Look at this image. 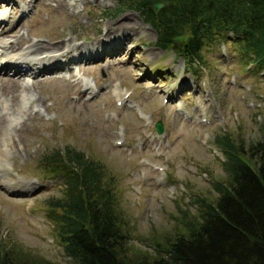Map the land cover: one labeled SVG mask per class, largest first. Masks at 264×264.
Listing matches in <instances>:
<instances>
[{"label": "rangeland", "instance_id": "obj_1", "mask_svg": "<svg viewBox=\"0 0 264 264\" xmlns=\"http://www.w3.org/2000/svg\"><path fill=\"white\" fill-rule=\"evenodd\" d=\"M121 7V0H0V16L12 22L0 26L6 31L0 42L17 47L8 54L42 43L51 48H33L34 55L66 51L64 65L80 57L86 62L84 69L72 64L66 79L24 82L0 74V232L9 244L65 264L45 206L61 195L63 184L43 169L49 152L74 148L101 162L115 176L119 205L136 225L133 244L153 250V239L174 231V217L200 196L195 192L213 198V184L226 180L215 136L228 131L246 145L264 136V75L243 64L238 45L210 48L208 71L194 78L173 50L156 46L157 32L137 11L124 8L114 16ZM24 11L29 14L21 18ZM104 38L107 54L94 62L88 56L94 51L77 45L98 47ZM10 79L22 88L16 92ZM125 91L131 97L120 104ZM177 104L207 121H188ZM160 120L162 135L155 129ZM15 188L23 197H11Z\"/></svg>", "mask_w": 264, "mask_h": 264}, {"label": "trees", "instance_id": "obj_2", "mask_svg": "<svg viewBox=\"0 0 264 264\" xmlns=\"http://www.w3.org/2000/svg\"><path fill=\"white\" fill-rule=\"evenodd\" d=\"M121 2L114 16L124 8L139 12L157 32L156 46L173 50L194 74L206 67L209 49L230 36L243 64L264 73V0ZM157 4H163L158 11ZM184 34L189 38L181 46L176 37ZM214 143L225 158L226 180L213 184V198L195 192L200 196L174 217V231L153 239V250L133 244L136 225L119 205L115 176L101 162L74 148L42 157L46 174L63 181L61 195L45 206L67 262L264 264V136L246 145L226 131ZM9 243L0 232V264H65Z\"/></svg>", "mask_w": 264, "mask_h": 264}, {"label": "bare ground", "instance_id": "obj_3", "mask_svg": "<svg viewBox=\"0 0 264 264\" xmlns=\"http://www.w3.org/2000/svg\"><path fill=\"white\" fill-rule=\"evenodd\" d=\"M28 15V14H27ZM128 22V21H127ZM125 23V22H124ZM4 24H6V25H8V21L6 22V20H5V18L4 17H2V18H0V26H3ZM122 25H123V23H121ZM136 24V23H135ZM134 25V24H133ZM131 26V25H130ZM136 25H134V27H135ZM5 26H3V27H1V28H4ZM120 28L121 29H125V28H127V27H125V26H120ZM131 28V27H130ZM129 31H131V30H129ZM136 31V30H135ZM4 32H6L4 29L0 32V34L1 33H4ZM133 32V31H132ZM35 45H37V44H34L33 45V47H31V48H29V51H28V53H24V54H19V52H17V54L16 55H13V56H8L7 54H8V51H6L5 49H10L11 50V52H16V51H14L17 47H15V45L13 46H11L8 42H0V64H1V62H3V60H5V61H7V60H9L10 62L6 65V67L4 66V67H2L1 68V71H0V73H2V72H5V70H6V68H8V66L10 65V64H13L14 65V67L16 68V71H15V73L13 74V75H16V76H21L22 78H24V75H23V73L25 74V73H27V71H28V66L32 69L33 68V66H36L37 67V69H38V71H37V73H35L36 74V76H35V78H39V77H41V76H44V75H46V74H53V73H57V72H59L61 69H64L70 62H68V63H65V65L63 64V61H66V59H62L63 57H65V53L64 52H66V51H63L62 53H59L60 51H58V52H55V53H49V52H45L46 54H48L47 55V57L46 58H41L40 56H42V55H46V54H39V55H37V56H39L38 58H37V56L36 55H34L33 53L34 52H36V50H40L41 48H51V47H49V46H47V45H45V44H38L39 46L37 47V48H35L36 46ZM35 46V47H34ZM59 46H61V45H56V46H53L52 48H54L55 49V51L56 50H60L61 48H59ZM13 48V49H12ZM33 48H35L34 50H33ZM59 48V49H58ZM48 50H50V49H48ZM71 51L70 50H68L67 51V53H70ZM74 52H75V50L74 51H72V54H74ZM76 58V57H75ZM81 59H79V58H77V59H72V61L74 60V61H82L83 60V58L82 57H80ZM59 61H60V63H59ZM72 63V62H71ZM55 65H57V66H59L58 67V70H57V72L54 70V66ZM26 67V69L24 70L23 68H25ZM46 78H58V79H61L62 77H56V76H49V77H46ZM36 79V80H37ZM6 80H8V79H6ZM11 83H13V86H12V88L17 92L18 91V88L20 87V88H22L21 86H23V84L21 85V86H19L22 82H20V81H18V80H9ZM79 81H77L76 83L77 84H79L80 85V82L78 83ZM76 84V86L78 87L79 85H77ZM115 90V89H114ZM13 92V91H12ZM15 92V93H16ZM126 93V92H125ZM125 93L123 94L124 96H125ZM115 94L117 95V96H119L120 95V93L119 92H117V90H115Z\"/></svg>", "mask_w": 264, "mask_h": 264}, {"label": "water", "instance_id": "obj_4", "mask_svg": "<svg viewBox=\"0 0 264 264\" xmlns=\"http://www.w3.org/2000/svg\"><path fill=\"white\" fill-rule=\"evenodd\" d=\"M161 7H163V4H157L155 8L158 11V10H160ZM188 38H189V34H184L182 36L176 37V42L179 45L183 46L186 43V41H187ZM155 128H156V130H157V132L159 134L164 133V124H163L162 120H160L159 122H157Z\"/></svg>", "mask_w": 264, "mask_h": 264}]
</instances>
